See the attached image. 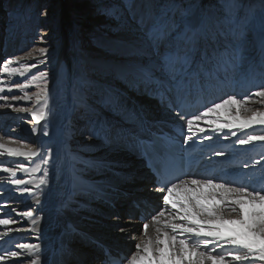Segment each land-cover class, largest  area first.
<instances>
[{
  "label": "bare ground",
  "instance_id": "bare-ground-1",
  "mask_svg": "<svg viewBox=\"0 0 264 264\" xmlns=\"http://www.w3.org/2000/svg\"><path fill=\"white\" fill-rule=\"evenodd\" d=\"M165 1L158 0L159 5H164ZM251 1V6L255 8L261 5V0ZM205 10L206 6L198 16L194 17L197 21L189 22L188 26L184 29L174 32L168 31L170 28L168 27L169 25H166L168 23L164 18L155 23H148L150 29L148 31L149 33H147L148 35L144 32L145 35H142L140 31L137 32L136 28H124L120 26L117 35L113 37L114 39L106 40L104 47L97 46L91 48L94 51L93 57L94 54H98L99 57L97 58L103 62L102 64L113 65V63H110V59L115 60L122 56L123 58L117 61L119 64H116L119 72L115 71V73L119 75L122 81L127 82L129 80L127 74L135 75L144 69L125 64L132 57L131 54H136L137 60L148 58L149 62H156L157 57L155 55L158 52L154 54V51L160 50L163 53L162 59L165 60V64L159 68L162 71L161 75L168 76L171 73L176 75L179 80L186 82L192 76L203 75L199 73L200 68L210 67L216 64L214 63L215 61L224 60L228 55H231L232 58L230 60L233 65L237 62H244V66L240 65L239 71H235L240 76L238 79L240 82L237 84L238 89L244 85L245 79L248 77L241 79V76H246L247 73L249 75L250 71H256L259 64L263 65L264 55H261L260 60H258L256 56H241L237 49L225 48L218 50V53H216L217 50H214V56L206 54L207 58L202 59L205 63H202L200 68L197 65L188 68V59L184 55V52L189 50V41L200 39L198 47L201 53L209 51L211 54V52L213 53L211 48H215L220 44L219 42L222 38L224 39L223 36H219L216 39L210 38L206 35L205 29L204 31L200 30L201 23L206 21L211 26H214L213 21L215 18L212 15H202L205 13ZM215 29H217L216 25L214 26ZM197 30L198 34L195 33ZM156 31L157 33L155 34ZM151 40L153 41L151 42ZM211 42L215 47L210 46ZM261 48H264V45ZM55 52L48 53L44 58L39 55L32 56L28 58V63H34V59L37 60L36 63L41 64L42 62L40 61H43V63L50 61L52 59L50 56H53ZM13 55L14 51L11 48H4L0 51V58L4 56L6 60H14ZM215 55H218V57ZM177 57L180 59L179 64L183 66L188 65V70H185V74L172 71V64L176 62L175 59ZM80 59L84 60L78 69L85 71L86 68L84 66H88L89 63L87 61L90 60L88 57ZM69 60L72 61V65L76 69L77 64H74V58H70ZM207 62L209 63L207 64ZM15 65L14 63L11 66L16 67ZM78 69H76L77 73ZM113 71L108 69L106 73L113 74ZM144 74L148 75L152 80L156 78L150 72ZM136 76V79L142 78V75L136 74ZM140 81L139 87L142 88L145 86V84L144 86L141 85L144 80ZM67 83L68 86L73 87L71 80ZM23 101L27 102L26 100ZM110 103L116 107L115 102L110 100L109 103H106L108 106L105 110H111ZM250 103L253 104L254 108L264 110V105L262 106L257 101ZM39 108L40 105H36L34 111L39 110ZM132 108H134V112L132 110L133 114L129 117L123 111L119 114H113L111 110L108 116L101 118L100 136L97 135V131L86 128L83 132H80L81 135L78 140L70 139V120L67 119L66 122L60 124L54 114V131L48 136L40 133V126L45 120L41 121L39 126L34 122V127L38 129L36 132L32 131L35 137V143L27 144L23 138L21 139L20 132L14 135L11 134V136H16V138H6L4 133H0V137L4 138L3 142L7 143L9 147H19L22 150H28L30 148L32 150H38L40 153L37 157L32 158L13 157L7 154L5 150H0V161H4L3 164H0V168H15L17 171L16 178L26 181L24 185L17 186L11 183L13 178L10 174L0 171V219L14 221L10 225H0V241L6 238L17 237L20 241L17 244H12L13 251L21 252V255L18 257H10L7 253L1 254L5 256V259L0 261V264H31L32 254L20 250L17 247L20 243L39 244L40 249L37 255L41 257L42 264L46 262L45 248L50 243L55 242H59L64 247L63 264H106L103 249L97 243L109 245L113 252L120 251L121 248L126 247L127 255L131 257L134 254L135 244L143 239V224L150 223L149 219L141 221L138 218L140 210L135 205V201L138 202L141 209L153 214L159 210H163L162 197L165 193L157 189L145 190L141 187L143 184H139V179L147 170L143 160L139 157L134 147L126 145L128 142L126 137L123 138L122 136L124 135L123 130H129L138 136L142 134V126L145 123L157 127L174 122L175 119L176 122L181 120L182 123H184V120L178 117L175 111L162 107L160 103L154 105V102H151L145 109L148 117H140V119L137 115L141 114V105L136 103ZM114 112H120V110L117 108ZM16 113H8L5 119L11 123L17 122L18 115ZM96 113L98 112L96 111ZM231 113H235V108L231 109ZM28 115L31 117L30 113ZM118 115H121V117L117 118ZM217 115L219 117L230 118L229 108H221L217 114H211L209 118L215 119ZM87 117L88 115H86ZM96 118L97 120L95 121H98V115ZM116 119L121 122L120 125L117 123V127L113 126V122ZM87 120H90L89 117ZM87 120L83 119L82 122L86 124ZM198 124L200 127L206 129L202 134L213 136L212 141L246 138L248 134H262V129L264 128V126L253 125L252 128L243 130L234 128L232 130L224 129L223 133H212L209 126L203 120L198 122ZM4 126L6 125L4 124ZM106 128L110 131L108 132ZM94 130L97 129L94 128ZM193 130L199 133L197 125H194ZM231 131H235L237 133L236 136H232ZM118 134H120V137H117ZM224 136L228 138L225 139ZM12 139L16 143H13ZM31 139L33 138L31 137ZM48 152H50V156L46 155ZM230 152L232 155L242 154L241 156L247 160V168L257 172L258 175L264 178V142H253L249 145H240L237 142L231 147ZM253 154H256L255 160L252 159ZM41 157L46 159L48 163H43ZM19 163H25L29 171H20L17 167ZM37 167H39L40 171H34ZM98 168H100L101 172L98 171ZM45 171L48 173L46 177L47 183L37 187ZM215 182L223 183L217 180ZM249 185L251 186L249 190H252L254 188L253 182ZM25 187L32 189V194L24 192L23 189ZM203 191L207 195L210 192L218 190L205 188ZM178 195L183 197L184 193L179 192ZM104 201H108L109 206L112 205V211L115 213L114 217L109 218V214H102L101 210L97 208L96 202L103 203ZM203 202L209 206L219 205L224 207V203L220 200L219 196H214L212 199ZM114 205H116L115 208H113ZM27 212H32L33 216L28 217L24 215ZM96 215L103 216L107 219L104 218V222L95 220ZM33 219L37 223L33 224ZM118 223L120 224L115 226ZM90 227H93L94 230ZM149 234L154 235V226L151 224ZM208 247L209 249L215 247L217 253L232 250L228 246L221 247V244L217 242L210 244ZM227 264H248V262L235 261L231 257H227ZM255 264H262V262L256 261Z\"/></svg>",
  "mask_w": 264,
  "mask_h": 264
},
{
  "label": "rangeland",
  "instance_id": "rangeland-1",
  "mask_svg": "<svg viewBox=\"0 0 264 264\" xmlns=\"http://www.w3.org/2000/svg\"><path fill=\"white\" fill-rule=\"evenodd\" d=\"M260 4L258 8H255L251 6L252 1L250 2V0H166L162 6L159 5L158 0H0V51L4 48H11L14 51V59L19 57L21 64L28 63V58H31L28 56L29 52H33V56H41L39 53L40 48H47V54L56 51L53 56L49 55L52 59L45 63H36L37 60L34 59V63L39 66L30 69L33 71H25L24 77L9 76L0 68V87L5 88L0 96H8L7 101L0 99V105L11 104L13 106L0 107V133H4L6 138H16L11 134L14 135L20 132L21 139L23 138L27 144L35 143V137L32 134V129L35 126L34 121L29 117L28 112H17L14 109L31 108L34 111L36 107L34 102L35 93L39 89L35 84L26 89L28 95L33 96V100L27 102L12 99L13 96H23V92L20 90L13 88L9 92L7 89L16 82H23L32 74H39L40 72L47 73L46 81L49 89V115L40 126L42 135L47 132L46 136H48L54 131L53 114L60 124L66 122L67 119L70 120L69 129L72 134L69 130V138L77 140L81 135L80 132H83L86 128L93 131L96 128L97 135H99L100 120L108 116L111 110L113 114H119L123 111L129 117L134 112L133 105L139 103L141 105L140 113L148 117L146 107L151 102H154V105L159 103L157 99H154L143 90L144 87H139V83L144 77L147 78L144 73L149 72L154 77L163 79L162 71L159 69L161 65L165 64V60L161 56L163 55L162 51H154V54L155 52H158V54L161 52V55H155L157 57L156 62H149L148 58L137 60L136 54H131L132 57L125 64L144 68L143 71L140 70L136 73L142 75V78L136 79V74H127L129 80L124 82L115 73V71L119 72L116 65L119 64L117 61L123 57H118L115 60L110 59V63H113V65L102 64L103 62L97 58L99 57L98 54H94L93 57L94 51L91 48L104 47L106 40L114 39L113 37L117 35L120 26L136 28L137 32L140 31L142 35H148L147 33L150 30L148 25L164 18L168 23L166 25H169L170 28L168 31L174 32L184 29L189 22L197 21L194 17L198 16L206 6L205 13L202 15H212L215 18L213 25H216L219 30H214V26H211L208 21L201 23L200 30L204 31L205 29L206 35L210 38L224 37L216 47L212 42L210 46L215 48L231 46L240 49L243 57L256 56L260 60V56L264 55L257 52L258 47L261 48L264 45V0H261ZM195 33L198 34V30ZM199 42L200 39L188 42L189 50L184 52L188 59L187 64L195 54L197 56L194 57V61L197 59L198 54L203 55L205 53H201L198 47ZM231 47L228 49H232ZM215 48H211L213 53ZM216 53H218V50ZM85 57H88L90 61H87L88 66H84L86 68L84 71L78 68L84 60L80 58ZM70 58H74L78 73L72 65V61L69 60ZM4 61L7 60L3 56L0 58V64ZM202 63L205 62L198 61L197 67L200 68ZM28 64H32V62ZM235 64L244 66L242 61ZM15 66L19 67L21 65L16 64ZM194 66L195 64L191 65V67ZM259 66L261 65L259 64L257 67ZM108 69L114 70L113 74L106 73ZM70 80L75 89L68 86L67 82ZM36 83L43 86L44 81H37ZM145 83L144 80L141 85L144 86ZM110 100L115 102L116 107L110 103L111 110L107 111L105 110L108 106L106 103H109ZM258 100L259 98L256 96L251 97L246 107L256 110L250 102L255 103ZM117 108L120 112H114ZM12 112H17V122L11 123L5 119L7 114ZM86 115L90 120H87ZM97 115L99 120L95 121ZM250 115H252V112L242 111L241 113L243 117ZM118 117H121V115H118ZM83 119L87 120L86 124L82 122ZM117 122L120 121L116 119L113 126L117 127ZM262 134H264V128ZM12 140L13 143H16L14 139ZM98 171L101 172L100 168H98ZM148 174L146 171L139 179V184L142 183L143 186L141 187L145 190L152 189L154 186L152 181L148 182L149 184L147 183L150 180ZM96 203L102 214H109V218L114 217L115 213L112 211V205L109 206L108 201ZM104 218L96 215L95 220L104 222L107 219ZM90 228L94 230L93 227ZM123 249L127 250L126 247H123Z\"/></svg>",
  "mask_w": 264,
  "mask_h": 264
},
{
  "label": "snow or ice",
  "instance_id": "snow-or-ice-1",
  "mask_svg": "<svg viewBox=\"0 0 264 264\" xmlns=\"http://www.w3.org/2000/svg\"><path fill=\"white\" fill-rule=\"evenodd\" d=\"M47 51V48L39 49L42 57L47 55ZM28 56L32 57V52H29ZM14 63L21 66H11ZM36 67V63L21 64L19 57L0 64L2 71L13 77H24L25 71ZM46 77V72L32 74L23 82L18 81L7 89L11 92L13 88H16L23 92V96H13V100L31 101L33 96L28 95L26 89L35 84L39 89L35 93V104L40 105L39 110L33 111L31 108H15L14 110L30 113L37 126L49 115V89ZM37 81H44L43 86L37 84ZM4 91L5 88L0 87V93ZM251 95L258 97L257 102L264 105V86ZM0 99L7 101L8 96H0ZM250 99L251 96L237 99L235 95H230L227 99L213 103L203 111L192 114L191 118L186 121L188 132H193L194 125H197L198 132L204 133L206 129L198 124L202 120L209 126L212 133H223L224 129L232 130L234 128L243 130L252 128L253 125L264 126V110L247 108L246 105ZM0 107L13 106L5 104ZM221 108H229L230 118L218 115L215 119L209 118L211 114H217ZM232 108H235L234 114L231 113ZM241 110L252 112V115L241 117ZM37 130L35 127L32 129L33 132ZM236 134L235 131H231L232 136H236ZM44 135H47V132H44ZM212 138V135L204 137L206 140H212ZM224 138L228 137L224 136ZM192 139V136H188V140ZM3 140L4 138L0 137V150H5L10 156L32 158L40 155L38 150L9 147ZM253 142H264V134H248L246 138L238 139L240 145H249ZM215 154L224 155L222 151ZM46 155L50 156V152ZM41 159L43 163H48L43 157ZM3 163L4 161H0V164ZM17 167L20 171H29L25 163H19ZM0 171L10 174L13 178L11 183L17 186L26 183L25 180L16 178L15 168L2 167ZM34 171H40L39 167ZM47 175L48 173L45 171L37 187L47 183ZM215 180L214 176L197 179L191 176L188 178L184 176L172 177L161 173L158 191L165 193L162 197L163 210L153 213L147 218L150 223L143 224V239L135 245V252L128 259V264H227V257H231L235 261H246L248 264H255L256 261L264 262V187L259 190L255 188L249 190L250 185L235 186L231 181L216 183ZM205 188L218 191L206 195L203 191ZM23 191L32 194L30 188L25 187ZM179 192H183L184 196L180 197ZM214 196H219L224 207L209 206L203 202ZM24 215L32 217L33 213L27 212ZM12 223L14 221L10 219H0V225ZM32 223L35 224L37 221L33 219ZM150 224L154 226V235L149 234ZM214 242L220 243L221 247L228 246L232 250L217 253L215 247L211 249L208 247ZM17 247L32 254L31 264H42L41 257L37 255L40 249L39 244L20 243ZM7 255L18 257L21 252L9 251ZM4 259L5 256L0 255V261Z\"/></svg>",
  "mask_w": 264,
  "mask_h": 264
},
{
  "label": "water",
  "instance_id": "water-1",
  "mask_svg": "<svg viewBox=\"0 0 264 264\" xmlns=\"http://www.w3.org/2000/svg\"><path fill=\"white\" fill-rule=\"evenodd\" d=\"M148 177H149V179H150V180H148V181H147V183H148V182L150 183L151 181H153V180H154V177H153V176H151L150 174H148Z\"/></svg>",
  "mask_w": 264,
  "mask_h": 264
}]
</instances>
